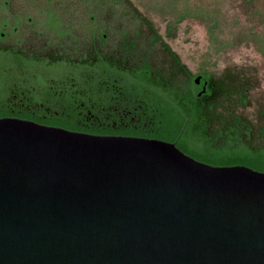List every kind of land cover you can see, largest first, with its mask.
<instances>
[{
    "label": "water",
    "instance_id": "obj_1",
    "mask_svg": "<svg viewBox=\"0 0 264 264\" xmlns=\"http://www.w3.org/2000/svg\"><path fill=\"white\" fill-rule=\"evenodd\" d=\"M0 264H264V173L0 118Z\"/></svg>",
    "mask_w": 264,
    "mask_h": 264
},
{
    "label": "trees",
    "instance_id": "obj_2",
    "mask_svg": "<svg viewBox=\"0 0 264 264\" xmlns=\"http://www.w3.org/2000/svg\"><path fill=\"white\" fill-rule=\"evenodd\" d=\"M81 1L87 22L74 28L50 10L46 25L33 29L39 44L31 52L11 27H0L10 34L0 37V118L160 140L210 166L264 173V104L254 120L244 116L247 80L215 79L204 69L192 74L128 0ZM112 12L116 25L97 21L96 14ZM188 16L179 15L168 31Z\"/></svg>",
    "mask_w": 264,
    "mask_h": 264
},
{
    "label": "rangeland",
    "instance_id": "obj_3",
    "mask_svg": "<svg viewBox=\"0 0 264 264\" xmlns=\"http://www.w3.org/2000/svg\"><path fill=\"white\" fill-rule=\"evenodd\" d=\"M152 23L158 35L192 73L202 69L215 79L241 76L251 87L250 105L244 116L254 120L264 104V0H129ZM85 3V2H84ZM81 0H15L13 7L31 14L38 30L45 12L62 17V22L80 27L89 16ZM90 7V6H89ZM104 13V12H103ZM189 15L168 31L179 15ZM111 14V13H110ZM108 14H96L97 21H113ZM31 26L30 33H34ZM215 26V29H210ZM27 34H24V37ZM33 46L35 37L26 38Z\"/></svg>",
    "mask_w": 264,
    "mask_h": 264
},
{
    "label": "flooded vegetation",
    "instance_id": "obj_4",
    "mask_svg": "<svg viewBox=\"0 0 264 264\" xmlns=\"http://www.w3.org/2000/svg\"><path fill=\"white\" fill-rule=\"evenodd\" d=\"M14 1L15 0H0V27L6 30L11 27L14 31L13 35L16 39V42H18L21 49L23 48L24 50H26V52H31V50L33 49V45L26 38H30V36H33V34L31 35L30 33V29L32 25H36V21L31 16V14L21 12L17 8L13 7ZM134 8L136 9V7ZM49 12L50 11L45 12L43 20L41 22H38L40 26L46 25L47 15ZM148 22L152 25L150 21ZM110 25H116V22L111 21ZM146 25L147 24L144 23L145 28H147ZM25 33L27 34V37H24ZM0 37L7 40L10 39V34L0 33ZM27 55H29V53H27Z\"/></svg>",
    "mask_w": 264,
    "mask_h": 264
}]
</instances>
